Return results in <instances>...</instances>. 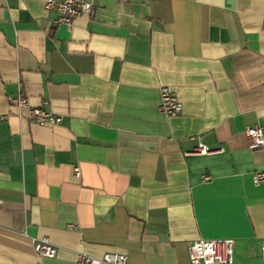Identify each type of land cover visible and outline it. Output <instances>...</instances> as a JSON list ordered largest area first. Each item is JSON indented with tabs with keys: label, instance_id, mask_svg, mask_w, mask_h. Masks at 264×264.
I'll return each mask as SVG.
<instances>
[{
	"label": "crops",
	"instance_id": "crops-1",
	"mask_svg": "<svg viewBox=\"0 0 264 264\" xmlns=\"http://www.w3.org/2000/svg\"><path fill=\"white\" fill-rule=\"evenodd\" d=\"M86 1L54 27L42 0H0V264H190L198 239L261 264L264 148L246 130L264 128V0ZM20 93L62 123L32 124Z\"/></svg>",
	"mask_w": 264,
	"mask_h": 264
},
{
	"label": "built area",
	"instance_id": "built-area-1",
	"mask_svg": "<svg viewBox=\"0 0 264 264\" xmlns=\"http://www.w3.org/2000/svg\"><path fill=\"white\" fill-rule=\"evenodd\" d=\"M46 12H54L56 18L52 20L54 27L66 25L72 26L75 18L82 14H92L94 5L86 0H42ZM10 105L28 110V120L35 125L51 126L62 123V118L42 108L32 107L28 98L20 93L15 98H10ZM183 105L179 98L168 87L162 88L160 110L167 116H177L182 112ZM249 140V148L252 151L264 148V128L262 126L250 127L246 130ZM211 152L207 146L199 143L191 152L192 154L207 155ZM75 177L80 178L79 168H75ZM209 181L210 177H205ZM253 182L256 186L264 184V171L254 173ZM74 229L76 226H69ZM34 249L39 257L54 258L57 255L56 248L48 238L34 241ZM190 264H233L234 241L198 239L192 242L189 248ZM261 264H264V242L261 246ZM76 264H128V257L121 253H106L101 257H95L88 253L78 254Z\"/></svg>",
	"mask_w": 264,
	"mask_h": 264
}]
</instances>
